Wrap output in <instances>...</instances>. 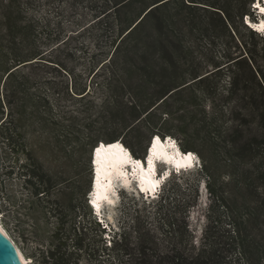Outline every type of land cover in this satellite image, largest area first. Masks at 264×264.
I'll use <instances>...</instances> for the list:
<instances>
[{
	"label": "rangeland",
	"instance_id": "obj_1",
	"mask_svg": "<svg viewBox=\"0 0 264 264\" xmlns=\"http://www.w3.org/2000/svg\"><path fill=\"white\" fill-rule=\"evenodd\" d=\"M94 1L32 0L33 6H25L30 9L25 12L27 20L35 21L39 42L53 37L52 43L44 45L45 52L66 43L46 58L53 64L20 70L18 80L26 77L30 81L23 94L12 95L5 91L4 82L0 85V124L4 123L0 128L2 226L32 264H43L55 244L67 259L74 251L75 227L82 226L87 227L86 245L96 255L76 251L78 264H141L145 249L148 256L157 251L164 257L185 249L198 251L203 246L225 264H252L241 259L234 237L237 220L247 213L242 204L248 194H235L225 156L221 155L231 148L227 136L243 118L248 120V134L259 132L258 115L250 104L251 95L257 97V87L249 81L250 69L244 64L227 67L186 91V102L164 104L145 118L148 113L142 115L140 105L149 107L157 102L149 112L160 105L161 87H141L143 69L162 80L167 75L164 70L169 69L164 62L166 54L153 46L129 58L113 57L108 33L113 19L95 23L99 3ZM27 2L23 0L24 5ZM7 3L0 0V21ZM185 3L190 4L189 0ZM190 12L182 11L180 19L184 22L175 33L183 46L179 54L183 87L216 72L219 65H229L225 51L228 37L212 30V20L195 26ZM249 14L251 21L261 20L256 12ZM154 23L149 33H153ZM238 31L249 48L257 49L259 65L264 69V41L241 28ZM240 47L232 48L233 58L247 56ZM196 72L200 76L194 80L191 74ZM85 84L90 94L75 96L73 85ZM139 116L144 121L131 130L129 126L139 123ZM6 131L12 135L10 140ZM155 136L172 137L184 152H195L200 160L198 169L173 175L160 198L150 203L134 190L120 192L116 207L103 209L109 223L103 232L104 227L94 222L88 200L95 179V148L118 142L144 160ZM205 161L216 176L214 189L219 198L213 197L207 186ZM163 168L159 166V172ZM118 233H126V238L117 237ZM254 234L263 240L259 231Z\"/></svg>",
	"mask_w": 264,
	"mask_h": 264
},
{
	"label": "trees",
	"instance_id": "obj_2",
	"mask_svg": "<svg viewBox=\"0 0 264 264\" xmlns=\"http://www.w3.org/2000/svg\"><path fill=\"white\" fill-rule=\"evenodd\" d=\"M7 1L8 3L5 5V11L1 15L2 19L0 21V75H2L0 76V85L4 82V88L7 93L11 92L12 95H16L17 93L21 95L25 91L23 88L30 81L26 77H23L21 81L18 80L20 70L29 65L46 64V62L53 64V61L46 60V58L52 57L51 53L66 42L45 52L44 45L52 43L53 37L47 36V38H44V41L39 42L36 34L35 21L27 20L28 17L25 14L27 10H30L25 6L27 4L34 5L32 0H27L29 2L25 3V5L23 4V0ZM154 1L157 0H95L94 2L99 3L96 7L98 9L95 11L97 19L95 23L99 22L100 24L106 20L113 19L109 23L110 27L108 28L110 47L114 49L113 57L123 55L129 58L132 55H137L139 50H146L153 46L165 52L164 62L169 67V69L164 70L167 71V75L159 81L148 73L146 69H143V85L141 87L150 85L160 86L161 90L158 92L161 100L171 91L178 90L151 112L149 110L157 102L150 103L149 107L141 104L140 106L144 109L142 115L148 113L145 118L151 116L156 109L164 104L170 106L171 102L177 104L186 102L187 100L184 97L186 91L193 89L194 85L198 83H204L209 77L221 70L227 67H239L243 64L248 66L250 76L252 77L249 81L253 82L257 87V97H255V93L251 95L252 101H250V104L258 115L259 132L256 134H248L245 129L248 126L246 123L248 120L243 118V123L227 136L231 148L226 149L224 152L222 151L221 155L225 156L224 159L229 171L228 177L230 183L235 186V194L242 195L244 192L248 194L242 204V209H245L247 213L246 215L244 214L245 217L241 215L237 220V231L234 236L235 248L239 250L241 259H246L248 263L264 264V238L263 240H257L254 234L255 231H259L264 236V69L259 65L257 49L249 48L238 31L241 28L242 30L248 31L252 38L259 37L264 41V37L253 31L245 21L247 16L251 18L249 14L251 11L255 13L253 3L256 0H189V5L185 3V0H161L154 4V6L156 5L155 7L151 5ZM139 5L142 8L139 9ZM150 6L153 8L148 10ZM171 7L176 10L174 14L171 12ZM185 9L191 11V22L195 26H202L207 22V19L209 21L212 20L214 22L211 26L212 30H216V32L228 37L229 42L225 43V51L226 58L229 59V65L226 67H223L224 64L219 65L218 68L220 69L216 72L183 87L184 84H180L183 73L180 75V71L182 70L179 63V54L182 52L183 46L179 40V36L175 33L176 28L181 25V22H184L180 19V16H182V11ZM198 12H203V14H199ZM196 18H200L199 21H196ZM154 21H156V24L154 23V29L152 28L153 33H149L151 30L150 25ZM207 30L210 31V29ZM171 33H173L172 37L174 39L171 37ZM236 40H238L241 47ZM236 46L242 48L247 56L241 55L238 58H233L231 56V50ZM143 56H147L146 52H144ZM28 62L32 63L26 64ZM191 76L196 80L200 75L196 72L191 74ZM236 85L238 86V83L236 84L235 82ZM72 92L75 96L79 95L82 98L90 94V91L87 90V84L83 87L73 85ZM145 118L141 119V116L136 117L137 120H141L135 126L131 125L129 128L133 130ZM3 125L4 123L0 124V128ZM149 125L151 128H154L151 123ZM5 135H7L6 139L8 140L12 138L9 132L5 133ZM216 150V152L219 151L218 149ZM216 152L214 151V153ZM218 153L220 154V152ZM205 167L209 178L207 186L212 196L216 198L218 197L214 189L217 185L216 176L211 173L206 161ZM174 175L175 177H179L176 174ZM220 199H224V197ZM93 218L98 226H102L94 213ZM249 224L251 227L248 226ZM241 225L244 226L243 229ZM78 229L81 235H78L76 232ZM102 230L105 232L107 229L103 228ZM86 231V226H82L81 228L75 227L73 240L75 241L73 244L74 251L71 252V255L67 259L60 255V245L55 244L53 249L48 252V255L43 258V264H78V261L74 258L77 255L76 251L88 250L91 255L93 250L86 245ZM116 235L117 237L124 236L126 238V233H118ZM147 250L145 249L141 255V264L226 263L214 258L212 250L207 246H203L198 251L195 249H185L173 256L164 257L157 251H153L148 256ZM92 255L95 256L96 254Z\"/></svg>",
	"mask_w": 264,
	"mask_h": 264
},
{
	"label": "bare ground",
	"instance_id": "obj_3",
	"mask_svg": "<svg viewBox=\"0 0 264 264\" xmlns=\"http://www.w3.org/2000/svg\"><path fill=\"white\" fill-rule=\"evenodd\" d=\"M263 2L264 0H260L257 3L259 6L256 5L259 8L258 10H260L258 15H261V20L256 23H252V26L256 30L262 32L264 35V28L261 27L264 25V12L261 11V8H264V4H262ZM248 22L251 23L253 21L248 20ZM154 138L155 137H153L152 140ZM159 138L160 137H156L153 142L151 141L148 147V152L145 155V157L149 155L147 161H145V159H137L132 154V152L127 150L126 147L121 143H114L110 146L103 145L98 147L99 156L97 155L98 149L97 147L95 148L97 150H95L92 159L94 161L93 165L95 170V179L92 185V191L94 192L91 197L93 199V207L97 213H101L102 215L103 209H107L108 207H116L119 199V195L116 190L118 188L125 187L127 190H129V192L134 190L138 195L140 194L139 197H142L143 192L146 197H155V191L158 190L159 187L164 188L162 187V184L166 181L164 179H166V177L169 176L172 171H176L180 175L183 172H189L195 169V166H197V160L199 161V156L195 152H184V155L179 150V146H176L174 143L165 146L162 144ZM117 145L118 147H111ZM189 154H191V157ZM133 158L137 159L140 162V165L132 163L134 162L132 161ZM129 161H132L129 163L130 166H128ZM150 161L152 165L151 167L149 165ZM145 163H147L146 166L144 165ZM161 165L168 170L163 177V181L156 180L154 177L157 166ZM153 184H155V187H153ZM136 185H138L139 189ZM157 199H154V201ZM96 204L99 205V209H97ZM109 217L110 219H114L112 214H110ZM0 232L15 249L23 263L32 264L31 259L26 258L23 255L17 244L9 236L7 230L2 226L1 219Z\"/></svg>",
	"mask_w": 264,
	"mask_h": 264
},
{
	"label": "water",
	"instance_id": "obj_4",
	"mask_svg": "<svg viewBox=\"0 0 264 264\" xmlns=\"http://www.w3.org/2000/svg\"><path fill=\"white\" fill-rule=\"evenodd\" d=\"M177 90L171 91L167 96H165L161 100L160 104ZM0 264H24L23 261L20 259L19 255L16 253L15 249L12 247L9 241L1 234V232H0Z\"/></svg>",
	"mask_w": 264,
	"mask_h": 264
},
{
	"label": "snow or ice",
	"instance_id": "obj_5",
	"mask_svg": "<svg viewBox=\"0 0 264 264\" xmlns=\"http://www.w3.org/2000/svg\"><path fill=\"white\" fill-rule=\"evenodd\" d=\"M257 6H259V5H257ZM261 11L264 12V8H261ZM261 27L264 28V25H262ZM111 147H118V145L117 146H111ZM97 155L99 156V149L97 150ZM189 156L191 157V154H189ZM133 163L136 164V165H140L139 161H134ZM149 165H150V167L152 166L151 165V161L149 162ZM153 187H155V184H153ZM96 207H97V209H99V205L98 204H96Z\"/></svg>",
	"mask_w": 264,
	"mask_h": 264
},
{
	"label": "clouds",
	"instance_id": "obj_6",
	"mask_svg": "<svg viewBox=\"0 0 264 264\" xmlns=\"http://www.w3.org/2000/svg\"><path fill=\"white\" fill-rule=\"evenodd\" d=\"M198 162V161H197Z\"/></svg>",
	"mask_w": 264,
	"mask_h": 264
}]
</instances>
